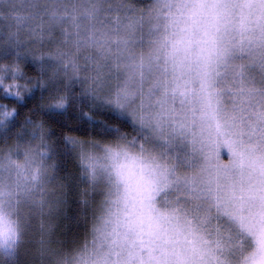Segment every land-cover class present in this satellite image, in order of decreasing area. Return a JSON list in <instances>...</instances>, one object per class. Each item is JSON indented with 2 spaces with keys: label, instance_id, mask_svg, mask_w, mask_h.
I'll return each instance as SVG.
<instances>
[{
  "label": "snow or ice",
  "instance_id": "1",
  "mask_svg": "<svg viewBox=\"0 0 264 264\" xmlns=\"http://www.w3.org/2000/svg\"><path fill=\"white\" fill-rule=\"evenodd\" d=\"M0 264H264V0H0Z\"/></svg>",
  "mask_w": 264,
  "mask_h": 264
},
{
  "label": "trees",
  "instance_id": "2",
  "mask_svg": "<svg viewBox=\"0 0 264 264\" xmlns=\"http://www.w3.org/2000/svg\"><path fill=\"white\" fill-rule=\"evenodd\" d=\"M32 73H34L36 71V69L33 67L32 68ZM62 167L64 168L65 172H72L73 174L78 172V165L77 162L75 160L71 161L70 163L68 162H61ZM63 175V173H62ZM78 205L76 204V202L74 200L70 201V205L67 208V214L69 217H76L77 213H78ZM64 223H67V221H65ZM72 232L74 236H79L82 234L83 232V228L82 227H77L75 224L72 225Z\"/></svg>",
  "mask_w": 264,
  "mask_h": 264
},
{
  "label": "rangeland",
  "instance_id": "3",
  "mask_svg": "<svg viewBox=\"0 0 264 264\" xmlns=\"http://www.w3.org/2000/svg\"><path fill=\"white\" fill-rule=\"evenodd\" d=\"M134 2H135V0H134Z\"/></svg>",
  "mask_w": 264,
  "mask_h": 264
}]
</instances>
